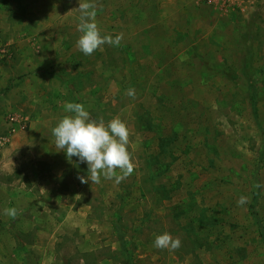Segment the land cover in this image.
Here are the masks:
<instances>
[{"label":"rangeland","instance_id":"obj_1","mask_svg":"<svg viewBox=\"0 0 264 264\" xmlns=\"http://www.w3.org/2000/svg\"><path fill=\"white\" fill-rule=\"evenodd\" d=\"M93 2L102 35L123 39L85 56L79 0H0V139L28 134L0 175L22 181L0 186L18 212L0 206V264H264V0ZM66 102L126 123L129 177L80 182L86 163L51 132ZM164 232L181 246L155 248Z\"/></svg>","mask_w":264,"mask_h":264},{"label":"clouds","instance_id":"obj_2","mask_svg":"<svg viewBox=\"0 0 264 264\" xmlns=\"http://www.w3.org/2000/svg\"><path fill=\"white\" fill-rule=\"evenodd\" d=\"M78 9L80 16L77 31L80 35L76 47L80 52L90 56L105 44L120 45L123 33L114 37L110 34L102 35L96 22L97 5L93 0H79ZM126 95L134 99L135 89H127ZM63 107L68 114L58 121L51 132L56 148L64 151L69 160L75 156L80 162L86 163L89 175L78 177L80 182L99 184L103 176L104 179L114 180L119 184L129 177L135 165L132 153L128 150L130 131L126 123L118 116L107 122L103 118L92 119L82 103L66 102ZM255 187L259 189L264 185L256 183ZM248 199L241 196L237 204L244 205ZM5 215L15 218L18 215L17 209H5ZM153 246L157 249L175 250L181 246V241L164 232L155 236Z\"/></svg>","mask_w":264,"mask_h":264},{"label":"crops","instance_id":"obj_3","mask_svg":"<svg viewBox=\"0 0 264 264\" xmlns=\"http://www.w3.org/2000/svg\"><path fill=\"white\" fill-rule=\"evenodd\" d=\"M33 113H35V112H33ZM36 116H38L37 113H36ZM27 135L28 134L25 133V132L24 133H18V134H15V135H11L10 138H6L5 139L6 141L3 142L2 144H0V153H1L2 157H3L2 158L3 161H1L2 163H0L1 164L0 165V175H1V177H3V176L6 177L8 175V173L16 171V167H17L16 165L17 164L15 165V164L11 163V161H13L12 160V156L14 154H16V152L19 150L20 147H22L23 142H22L21 139L23 137H25V139H26V137H28ZM24 143H26V140H25ZM27 145L29 147V142L27 143ZM29 168H28V170L31 173L32 172H36L35 171L36 169H34L33 166L32 167L29 166ZM21 182L22 181H20L19 179H16V178H12L11 181H7V179L2 178L0 180V186L2 188H4V189L9 188V189H11L10 192H14L15 193L17 191L16 188H18V185H20ZM12 197L13 196H11V198ZM11 198H10V196H2L0 199H1V204H3V205H0V206H3V207L5 205L10 206L12 201L14 200V199H11ZM8 208H10V207L6 208V206H5L3 210L8 209Z\"/></svg>","mask_w":264,"mask_h":264},{"label":"trees","instance_id":"obj_4","mask_svg":"<svg viewBox=\"0 0 264 264\" xmlns=\"http://www.w3.org/2000/svg\"><path fill=\"white\" fill-rule=\"evenodd\" d=\"M153 25V24H152ZM154 26H152V28H153ZM132 62L134 63V59H132ZM204 65H210V64H207V63H204ZM214 67V66H213ZM214 71H215V73L216 74H220V72L218 71V69L217 68H215L214 67ZM167 73L168 74H170L171 76L169 77V79L171 80L172 79V82L171 83H173V81H174V75H173V73L174 72H172V71H170V70H167ZM250 75V74H249ZM244 78H245V80L247 81V94H248V97L250 98V102H251V110H252V114H253V116H254V118H255V121H256V118H257V113H256V102H255V93H256V81H254L253 79H252V76H248V75H246V74H244ZM133 81V80H132ZM135 82H137V81H135ZM143 82V81H142ZM176 85H178V81H177V83H176ZM165 89H166V92L167 91H169V89H171V90H173V88H163V91L165 92ZM163 92V94H162V96H166V92L164 93ZM149 116V115H148ZM139 117V116H138ZM150 117L152 118V116H151V114H150ZM139 121H140V118H139ZM256 124H257V126L258 127H260L259 126V123L256 121ZM172 136V137H171ZM177 136H176V130L174 131V130H172V133L170 134V137H169V139L167 140V141H165V144L167 143V145H169L170 147L173 145V141H174V139H177L176 138ZM166 145V146H167ZM264 151V150H263ZM264 153V152H263ZM148 158H149V156H148ZM145 162H147L148 164H149V168L150 167H152V166H155L157 163H158V160H157V158H151L150 160H146ZM252 208V207H251ZM217 226V225H216ZM114 229H118V226H117V224L115 225L114 224ZM263 237H264V234H263ZM262 239H264V238H262ZM131 261V260H130ZM129 261V262H130Z\"/></svg>","mask_w":264,"mask_h":264},{"label":"built area","instance_id":"obj_5","mask_svg":"<svg viewBox=\"0 0 264 264\" xmlns=\"http://www.w3.org/2000/svg\"><path fill=\"white\" fill-rule=\"evenodd\" d=\"M240 0H219L220 3H222V5L224 6H232L235 5L234 3H237ZM6 138H1L0 139V144H2L3 142H5Z\"/></svg>","mask_w":264,"mask_h":264}]
</instances>
